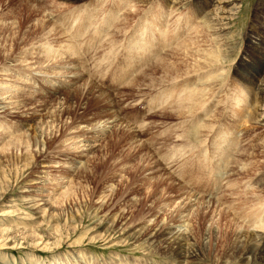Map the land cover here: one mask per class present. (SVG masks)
Masks as SVG:
<instances>
[{
    "label": "rangeland",
    "instance_id": "374dc122",
    "mask_svg": "<svg viewBox=\"0 0 264 264\" xmlns=\"http://www.w3.org/2000/svg\"><path fill=\"white\" fill-rule=\"evenodd\" d=\"M61 1L0 0V264H225L227 259L231 264H244L242 256L234 253L236 230L264 232V229L255 228V224L264 223V213L257 212V209L264 210V193L254 185L257 176H264V168L252 167L254 170L245 174L255 162L264 165V125L259 127L261 125L257 126L244 117L238 120L236 113H230V110L233 106L235 109L245 106L247 99L244 97H248L244 95L238 100L236 95L243 89L238 78L244 74L239 69L243 66L245 72L253 74L264 71L260 60L253 65L250 61L247 63L248 58L254 57L252 42H259L258 39L264 37V0L234 2L237 10L228 21L226 35L220 39L232 47L231 58L222 69L225 77L222 82H215V91L205 104L208 108L198 113L202 121L211 118L212 113L220 114L218 119L225 120L218 130L223 132L214 129L209 133L207 144H203L208 148L203 150L206 159L203 164L208 170L213 166L220 169L219 165L223 164L218 150L212 144L209 147V142L226 132L235 135L228 141L234 158L231 156L228 170L226 166V169L219 170L217 178L220 181L214 184V188L198 153L192 155L197 158L195 164L190 165L188 161L191 151H197L202 145L192 140L188 141L194 144L182 141L184 128L192 118L177 116L174 111L176 102L168 94L177 89L176 82H173L176 80H168L161 69L156 70L159 60L166 56L175 62L176 54L172 51L186 37L197 43L198 40L207 42V46L212 42L213 37L209 35L212 31L203 26L201 18L193 15L194 9L198 10V0L185 1L189 3L178 9L165 8L161 0H147L145 3L109 0L107 7L119 9L117 19L111 20L110 24H102L109 12V8L101 7L104 0H80L73 4H62ZM155 7L161 8L165 20L163 27L157 26L155 31L165 28L171 40L164 42L166 35L156 41V46H146L148 49L138 47L139 43L132 45L135 37L136 41L137 37L142 38L140 42L144 45L152 39V34L147 36L143 30L150 26ZM130 11L137 14L124 30L120 23ZM85 14L87 17H83ZM186 15L193 17L186 21ZM140 21L147 25L137 32ZM84 22L86 30L77 33L76 27ZM120 28L122 34L113 37ZM99 29L104 31L98 32ZM110 30H114L112 35L108 33ZM155 31L153 35L156 37ZM200 33L207 37H200ZM73 46L76 52L68 53L67 49ZM111 50L117 57L106 58ZM188 60L182 69L190 65ZM39 61L44 64L40 72ZM242 62L247 63L245 68ZM75 64L78 68L74 67ZM80 72L85 74L84 77L69 83V79ZM120 76L122 79H118ZM188 76L197 77L194 73ZM82 89L84 94L80 93ZM182 92L174 94L176 100ZM99 95H103V104H98L95 99ZM106 99L110 102L100 109L98 105H104ZM221 99L229 107H223ZM109 117L113 118L107 119ZM235 118L237 125L232 124ZM73 120L75 125L70 128L67 124ZM96 124L106 129L102 132L92 130ZM129 129L140 132L137 139L149 147L152 155L150 153L148 157L143 150L129 158V162L122 161L129 153V144H125L118 134ZM112 143L115 145L111 146ZM25 155L34 162L31 170L24 171ZM144 155L148 163L155 156L162 167L154 177H166L169 173L175 178L174 182L192 186L198 194L197 199L190 198L184 205L182 199V202L177 199L178 191H182L179 189L155 204L160 191L164 192L163 186L155 198L147 199L142 210L134 211L133 205L145 198L150 185H143L145 180H142L150 175V170L142 172L143 175L134 173L136 169L133 167ZM163 171L167 174L164 175ZM129 186H139L140 191L131 192L126 197L125 191H131ZM112 192V199L103 198ZM27 200L31 203L28 204ZM101 204L107 208L96 217V209ZM112 213L124 215L114 231L106 232L107 223L94 230L100 219L105 217L107 220ZM133 216L138 217L134 218L135 222ZM142 222L170 227L175 232L185 231L194 244V247L187 248L195 249L203 258L185 257L187 260H182L175 257L162 244L151 246L145 243L146 233L139 241L126 240L121 235L122 232H131V226ZM114 232L115 237L109 238L112 242L99 237L106 233L114 235ZM223 232L228 237L224 241L220 237ZM120 240H126L125 244L119 243ZM244 240L245 244L254 242L252 238Z\"/></svg>",
    "mask_w": 264,
    "mask_h": 264
},
{
    "label": "bare ground",
    "instance_id": "6f19581e",
    "mask_svg": "<svg viewBox=\"0 0 264 264\" xmlns=\"http://www.w3.org/2000/svg\"><path fill=\"white\" fill-rule=\"evenodd\" d=\"M63 1H66V3L65 2L62 3V1H61L62 4H64V3L65 4H67V3H72L73 4V3L77 2V1H80V0H63ZM84 1L85 0H82V2H84ZM118 1H121V0H118ZM135 1H137L139 3L140 2L141 3L147 2V0H135ZM161 1H163L161 4H163L165 8L167 7V9H170V8H176V9H178L179 7H182L183 5H187L189 3V2H185V1H189V0H161ZM235 1H237V0H198V4L196 5V9L198 8V10H195L194 9V13L195 14H193V15H195V17H198L199 19L201 18L202 21H203V24H204L203 26L207 27L208 29H210L212 31V34H209V35H211L213 37L212 42L210 43V45L208 44V46H207L206 45L207 42H201L200 43L199 40H198V43H197V42H195L192 39H188L189 37L188 38L186 37L185 40L183 41V43L182 44L178 43L176 45L177 47H175L174 50L172 51L174 54H176V57H175V60H174L175 62L173 63V58H171V61H170V59L167 58L168 56H166V57L162 58L161 60H159L160 64L156 68V70L158 68H159V70L161 69L162 73H165V75L167 76L166 78L168 80H170L172 78H173V80H176V81H173V82H176L175 83V86L177 87V89L176 90H172V93H170L171 95L168 94L169 96L173 97L172 98V101H175L176 102V103H174V104H176L175 105L176 108H175L174 111L176 112V115L177 116L190 117V119L192 118L191 121H189L190 119L188 120L189 122H188V124L184 128V132L182 134V136L184 137V139H182V141L192 140L194 142H197L199 145H202V146H199V149L197 151L196 150L195 151H191V153L189 154V156L187 158H188V161H190V165H193V164L196 163V161H197L196 159L197 158H195V156L193 157L192 155H195L196 153H198V155H199V161L201 162L202 166L204 167L205 173L208 174V180L211 181L212 188H214L213 187L214 184H217L220 181L217 178V173L219 172V170H221V168H223L222 170H224L226 168L228 170V166L231 163L230 162L231 161L230 158L232 156L231 144L228 143V141L233 140V138H234L235 135H233V133H231V132H229V133L226 132L225 135H221L220 137L217 135L218 138L214 137V141H212V143L209 142V144H210L209 147H211V144H212L218 150V153H219V155L221 157L220 159L223 162V164L219 165V168L220 169H216L215 166H213V167H209L210 170H208L207 166H205L203 164L204 161L206 160L205 157H204L205 154H204V151L203 150L204 149H208V148H206V146L203 147V144L206 143V141L208 140L209 133L213 132L214 129H215L216 132H218V130L220 129L221 123L223 121H225V120L222 121V120L218 119V117H219L220 114L212 113L210 115L211 118H208V120H203L202 121V119L200 118V116L198 115V113L203 112L204 110H206L208 108L207 106H205V104L208 101L209 97L212 96L213 92L215 91L213 89L215 82H219V81H221L223 79V77H225L223 75V73H222V71H223L222 69H223V67H225V65L228 64V62H229V60L231 58L232 47L230 45H228V44L226 45L223 41H220V39L222 38V36L226 35L225 31H228V30H226L228 28V21L230 22V19L235 15V11L237 10L236 4L234 3ZM101 4H102L101 7L104 6L103 8L105 10H108V8L110 7V6L107 7L108 4H109V0H104L103 2H101ZM113 4H115V2ZM108 11H109L108 12V15L106 14V16L103 18L102 24H106L108 22L110 24L111 23V20L117 19V16L119 14V9L118 8H113L112 7L111 9L109 8ZM154 12H156V13L154 15H152L153 18L151 20L150 26H148L145 30H143L144 33L145 32L147 33V36H148V34H150L149 36L151 37V34H152V39L151 40L149 39V42L146 45H144L143 42L142 43L140 42V40L142 38L137 37V41H136L135 40L136 37H135L132 40V42H131L132 45L135 44V43H139V46L138 47L143 46L144 49H148L146 46H156L157 45L156 44V41L159 38H163V37L165 38L166 37L167 31H165V28H161L160 30L155 31V29H156L157 26L158 27H160V26L163 27V25L165 24V22H164L165 20L163 19L164 18V16H163L164 14L161 11V8L160 7H155ZM157 13H159V15H156ZM136 14L137 13L132 12V11L126 13L123 16L122 20H121L120 26L123 25V28L125 30V28L128 27V25L131 23L130 20L133 19V17H135ZM193 15H191V16L193 17ZM69 16L70 15L66 16L65 19H68ZM186 16H187L186 21H188V20L191 19V16L190 15H186ZM77 17H79V15H77ZM83 17H87V14L83 15ZM80 18L81 17H79L77 19L80 20ZM146 19H147V21H150L149 17H147ZM146 25H147V23L144 24V22H141L140 21V23L138 24L137 32L140 31V29L142 30V28L144 26H146ZM89 26H91V25H89ZM46 27H47V25H46ZM85 28H87V26H86V23L84 22L81 26L78 25L76 27V32L77 33L78 32L80 33V31L82 32V31L86 30ZM251 29H253V31H257L256 27H252ZM210 30H209V32H210ZM100 31H104V29H101V30L99 29L98 32H100ZM110 31L108 33H111L110 35H112L114 33L113 32L114 30L111 31V32ZM122 31H123V29L120 28L118 31H116L114 33L113 37H115V36L118 37V34H120V33L122 34ZM126 31H129V30L126 29ZM153 31L156 32V34H157L156 37H155V34L153 35ZM262 31H264V30H262ZM77 33H76V35H78ZM201 33L199 34L200 37L201 36L202 37H207L206 35L203 36L204 34L202 35ZM176 35H178V33ZM60 37H63V36H60ZM166 40L164 42H169V40H171L170 33L167 35ZM258 40H260V41L259 42H252L253 47H254L253 48L254 49L253 50L254 52H253V55L252 56H254V57L248 58L249 60H247V63L250 61V64H252V65L254 63H256L257 60H260V62L264 64V37L261 38V39H258ZM145 41H147V40H145ZM192 41H194V42H192ZM220 43H221V45H220ZM112 47H113V45H112ZM99 48H100V46H99ZM99 48H98V50H99ZM67 52L68 53L69 52L70 53L71 52H74L75 53L76 52V49L73 46V47L67 49ZM108 57L109 58H111V57H117V54H114V51L111 50V51H109L106 54V58H108ZM160 57H162V55ZM76 59L78 61V58H76ZM119 59L120 58H118V60ZM188 59H190V62H191L190 65H186L185 68L183 67L184 69H182L181 66L184 65V63L186 61L188 62L189 61ZM247 63L246 62H244V63L242 62V65H244V68H245V66H247ZM37 64H38L37 67L39 69L38 72L42 71V69H44V64L40 63V61L37 62ZM119 64H120V61H119ZM121 64H123V62H121ZM48 65H46L45 67H48ZM80 65H81V63H80ZM172 65H173V68L171 67ZM74 67L75 68H78V66L76 64L74 65ZM181 69L182 70H187V71H182ZM202 69L203 70L208 69V70L207 71H202ZM151 71H153V69H151ZM239 71H240V73H241V71H243V74H244L242 77L238 78V79L241 80L240 83H241V86L244 89V91L242 89L241 92H236V95L239 96V99L238 100H241L242 96H244V95L245 96L248 95V97L247 98L244 97L245 100L247 99L246 100V103H245L246 104L245 106H241L239 109H235L234 106H233V108L231 107L230 113H234V114L236 113L235 114V117L238 120H240V119H242L244 117L247 120L254 121L257 126L261 125L259 127H263V125H264V71L262 72V74H257V73L253 74L250 71L249 72L248 71L245 72V70L243 69V66L239 69ZM191 73L192 74L194 73L195 76H197V77H192V76L190 77V76H188ZM69 74H71V73H69ZM2 75H3V73H2ZM45 75H47V74L45 73ZM76 75L77 76H75V78H73L74 80L68 78L69 79V83L76 82V79L77 78L80 79V77H84L85 74H83V72H80V73H78ZM47 79L51 80L52 78H49L48 77ZM118 79H122V77L120 76V77H118ZM87 80L90 81L89 79H87ZM159 81L160 80L158 79V81H157L158 84L160 83ZM90 84H93V83H90ZM155 84H157V83H155ZM4 86H7V85L4 84ZM93 87H94V85H93ZM96 87H98V86H96ZM7 88H9V86ZM83 91H84V89H82L80 91V93L81 94L82 93L84 94ZM180 91H183V92L179 95L178 99L176 100V98L174 97V94H178V92H180ZM5 93L6 92H4V94ZM87 94H88V92H87ZM101 94L104 95V93H101ZM2 95H3V93H2ZM85 95H86V93H85ZM103 95H101V96H103ZM106 95L107 94H105V96ZM101 96L100 95L99 96H95L96 97L95 99L98 100L97 101L98 104L99 103H102L103 104V102H104V99H101ZM106 98H107V96H106ZM106 100H107V102H106ZM106 100H105V103L106 104L104 103V105H102V104L100 106L98 105V107L100 109L104 108L107 105V103L110 102L108 99H106ZM221 102H222V106L225 107L226 106L225 105L226 103H224L222 99H221ZM237 102H235V103H237ZM222 106H219V107L221 108ZM227 107H229V106H226V108ZM71 113H73V112H71ZM111 118H113V117H109L107 119H111ZM236 118L234 119V121L232 122V124L233 123L236 124L235 123ZM217 119H218V121H217ZM83 122H84V120H83ZM67 125L70 128L73 127L75 125V120H73V122H71L70 124H67ZM69 127H67V129ZM97 127H98V125L96 124L92 128V130L95 131L96 129L97 130L100 129L99 131L102 132V131H104L106 129L105 126L103 128H99V127L97 128ZM121 129H123V128H121ZM73 132H76V131H73ZM138 132L139 131L137 129H129L128 132L126 130H124V132H120V135L118 134L119 137H122V139L125 142V144H127V145L129 144V146L127 148V149H129V151H128L129 153H126L127 152L126 151L125 152L126 153L125 154L126 156L124 155V157H123L124 159H122V161L124 163L125 162H129V158L131 159L133 156L138 155L143 150H146L145 152H146V155L147 156L151 153V150L149 149V147L144 142H142L140 139H137V138H139V135L137 134ZM219 132L222 133L223 130L221 129ZM117 133H118V131H117ZM117 141H118V139H117ZM79 142H81L80 139H79L78 143ZM194 142L188 141V143H191V144H194ZM78 143L76 141L75 144H78ZM79 145H80V143H79ZM113 145H115V144L112 143L111 146H113ZM84 146L88 147L89 145L88 144L87 145L84 144ZM146 155H144L142 157V159L140 160V162L133 167L134 169H136L134 173L140 172L143 175L142 172H144L146 170H150L151 171L150 172V175H152V176L147 175L148 177L147 176H144V178L142 179L143 181L145 180L144 183H143V185L144 184H148V185L150 184V185L147 187V189L148 188L149 189H148V191L146 192V194L144 196L145 198H142L140 201H138L139 204L136 203L135 205H133V206H135L134 211L135 210H140V209L142 210V208L144 207V203H146V201H148L149 199L151 200V198L152 199L155 198V196L157 195V193L159 192V190L163 186L165 187L164 188V192H163V190L160 191V194L161 195L158 198H156L155 204L158 203V202H160V201L163 202L164 200L167 199L165 197V195H167L169 193H174V192H176V190H179V189H182V191L181 192L178 191L177 199H180V202H182L181 201V199H182L184 205H186L187 203H189L188 201L190 200V198L195 197L197 199L198 194H197V192H195L193 190V187L192 186H191L192 187L191 188L190 186L189 187L188 186H185L182 182H179V184L176 183V182H174L175 181V178H173L172 175H170L169 173H168V176H166V177H164V176L161 175L159 177H156L155 176L156 177L155 178L154 175H157V173L159 171H162V167L159 166L158 162L154 158L155 156L154 157L151 156L152 157V160L149 159L151 162L149 161L150 163H148V160H147L148 158H146ZM151 155H152V153H151ZM180 155H182V154H180ZM202 156L204 157V159H202ZM25 157L26 158L24 159V161H25L24 171L31 170L34 167V162H32L30 156L25 155ZM107 157H106V159H108ZM32 158H33V156H32ZM104 160H105V158H104ZM236 162H237V160H236ZM102 163H103V161H102ZM233 163H235V162H233ZM255 163L251 167H249V169H246L245 170V172H246L245 174L250 173V169H252V167L253 168L263 167L264 168V165L263 164H261V163H258V164L256 163L255 164ZM225 166H226V168H224ZM232 167H233V165H232ZM20 170H21V168H20ZM252 170H254V169H252ZM242 172H240V173H242ZM164 173H165L164 175L167 174L166 172H164ZM89 174L90 173H88V175ZM243 174H244V172H243ZM92 175L94 176V174H92ZM108 178H109V176H108ZM152 179H154V180L152 181ZM255 179L256 180L254 181V185H255L256 189H258V191L260 190V191H262L264 193V176L259 175ZM126 186H127V184H126ZM141 187H143V186H141ZM130 188H131V191H128V190L125 191L126 197L128 195H130L131 192L132 193H136V192H139L140 191L139 186H132V187L129 186V189ZM188 188L190 190H188ZM90 192H92V191H90ZM65 193H67V192H65ZM113 195H114L113 192L110 193V194H105L103 196V198H108L109 197L108 200H110V199H112V196ZM89 196H90V193H89ZM62 199H63V197H62ZM200 199H205V198H201L200 197ZM26 202H28V204L31 203V201H28V200ZM48 203H46V204H48ZM102 204L98 207V209H96L95 215L97 214L99 216V214L100 213H103V211L107 208V205H102ZM51 205H52L53 208L55 207L54 204H51ZM183 207L184 206H182L181 208L183 209ZM30 208H32V207H30ZM113 210H114V208L112 209V211ZM257 210H258L257 211L258 213H261V214L264 213L263 212L264 211L263 209L262 210L257 209ZM7 213H10L11 214V211H8ZM226 213H228V212H226ZM226 213L224 212V214H226ZM97 215H96V217H97ZM226 215H229V214H226ZM135 216H136V214H135ZM106 217H108V216H106ZM203 217H204V215H203ZM25 218H29V216L28 217H25ZM134 218H138V217H134L133 216V222H135L134 221ZM143 218H144V216L142 218H140V221ZM121 219H124V215L122 216L121 214L118 215L117 213H112V214H110V218H108L107 220H106L105 217L102 218V219H100L99 220L100 222H98L97 225H95L96 228H94V230L98 229L99 227H101V226H103L104 224L107 223L106 224L107 225V227H106V230L107 231L106 230L105 231L108 232L109 230H111V232H112V231L115 230L116 223H118ZM231 220L232 221L234 220L233 217L231 218ZM255 225H256L255 228L257 227V228H260V229H264V223H260L259 222L258 224H255ZM211 229H213V228H211ZM252 231L253 232H249V231L248 232H245V231L240 230V229H239V231L236 230L237 233L234 236H235V240L237 241V243L235 241L236 246L234 245V247H235L236 251H234V253L235 254L237 253L240 256H242L241 258H242L244 264L245 263H248V264H264V232L262 230H261V232H263V233H259L258 231H254V230H252ZM209 232L211 234H213L212 231H209ZM115 233L116 232H114V235H110V234L109 235H106L107 234L106 233L104 236L103 235H99V237H102V239H104V240H108L111 237L113 239L115 237ZM145 233H146V238L144 240L145 243L146 242L147 243H150L151 246H153V245H157V246L159 245V246H161V244H162L165 248H168L169 249V252L172 255H175V257L182 258V260L192 259L191 257H193L194 259H197V260L199 258L200 259L203 258V257H199V253L196 252L195 249H192V248L191 249H188L187 248V247H191V245H192V247H194V244H193V241H192L191 236L188 233H186L185 231H183V232L176 231L175 232L174 229H172L170 227H163V226L162 227L161 226L159 227L155 223H154V225H148L145 222H142V223H137V224L131 226V232L130 231L122 232L121 235L125 236L127 238L126 240L139 241L142 237H144ZM220 237H221V240H223V241L228 238L227 237V234L224 233V232L222 233V235ZM243 237L244 238H249V239L252 238V239H254V242H252L251 244H245V240H244ZM105 238H107V239H105ZM112 239H109V242L110 241L112 242L113 241ZM126 240H124V241L123 240H120L119 243L125 244ZM82 256L83 255H81L80 258L83 260V257ZM185 257H187V259H185ZM117 258L118 259H122L121 257H115V259H117ZM229 258H231V257H229ZM91 259H90V261H91ZM127 262H125V263H127ZM225 262H226L225 264H231L230 263V259L225 260ZM201 263H202V261H201Z\"/></svg>",
    "mask_w": 264,
    "mask_h": 264
}]
</instances>
